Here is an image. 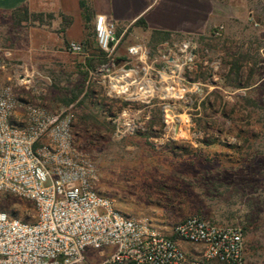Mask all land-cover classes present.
Here are the masks:
<instances>
[{
    "label": "rangeland",
    "instance_id": "obj_1",
    "mask_svg": "<svg viewBox=\"0 0 264 264\" xmlns=\"http://www.w3.org/2000/svg\"><path fill=\"white\" fill-rule=\"evenodd\" d=\"M233 5L201 36H139L154 62L149 98L134 87L113 95L97 71L102 66L86 70L78 57L27 53L35 48L38 18L0 14V84L26 103L72 114L76 145L96 166L98 190L119 211L168 233L191 216L240 227L245 264L254 262L248 243L264 264V1ZM83 20L93 50L94 28L88 16ZM125 41L115 59L125 58L132 43ZM138 78L144 80L141 70ZM0 209L36 219L31 202L9 194L0 197ZM88 254L101 261L102 252Z\"/></svg>",
    "mask_w": 264,
    "mask_h": 264
},
{
    "label": "built area",
    "instance_id": "obj_2",
    "mask_svg": "<svg viewBox=\"0 0 264 264\" xmlns=\"http://www.w3.org/2000/svg\"><path fill=\"white\" fill-rule=\"evenodd\" d=\"M125 35L106 16L96 18L95 42L110 60L103 79L113 95L134 87L152 97L149 51L133 45L115 59ZM68 51L82 55L86 47L70 43ZM97 183L94 162L76 145L72 114L26 103L0 84V197L22 198L36 210L30 222L0 209V264H94L89 250L102 252L97 264H245L242 228L191 216L164 232L119 211Z\"/></svg>",
    "mask_w": 264,
    "mask_h": 264
},
{
    "label": "crops",
    "instance_id": "obj_3",
    "mask_svg": "<svg viewBox=\"0 0 264 264\" xmlns=\"http://www.w3.org/2000/svg\"><path fill=\"white\" fill-rule=\"evenodd\" d=\"M234 2L236 0H0V14L12 16L26 10L28 16L38 18L32 30L35 48L26 47L27 53L39 50L57 56H75L87 70L85 61L91 53L76 55L68 51L70 43L84 47L89 44L84 16L89 17L87 25L93 28L98 16H106L117 25L118 34L126 31L125 42L132 43L123 49L124 57L129 46L139 45L136 40L144 33L162 32L184 37L207 34L219 25L225 9L234 11ZM48 16L51 19L46 22ZM97 71L104 73L103 66Z\"/></svg>",
    "mask_w": 264,
    "mask_h": 264
},
{
    "label": "trees",
    "instance_id": "obj_4",
    "mask_svg": "<svg viewBox=\"0 0 264 264\" xmlns=\"http://www.w3.org/2000/svg\"><path fill=\"white\" fill-rule=\"evenodd\" d=\"M18 13L23 14V18L21 21H27L28 20V12L26 10H21L20 12L18 11L16 13H14V17H16L18 15ZM152 34L154 36H162L163 40L170 37V34H168V33L153 32ZM89 46H91V45L87 44L86 53L90 52L91 56L86 59L85 65L89 71L94 72L97 70V67L107 65L110 60L108 58H106V54L104 52L99 50V48L97 47V44H96L97 48H93V50H91ZM236 69L238 70L237 67H236ZM247 252L250 256V259L252 261H254V262H252V264H259V259H260L259 248L254 243H248Z\"/></svg>",
    "mask_w": 264,
    "mask_h": 264
}]
</instances>
